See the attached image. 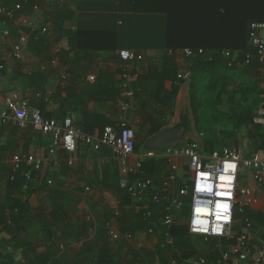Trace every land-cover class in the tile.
<instances>
[{"label":"trees","instance_id":"trees-1","mask_svg":"<svg viewBox=\"0 0 264 264\" xmlns=\"http://www.w3.org/2000/svg\"><path fill=\"white\" fill-rule=\"evenodd\" d=\"M135 1L136 7L138 4L147 8L146 14L162 19V29L158 36L160 39H165V51L159 65L150 63L144 65L146 62H143V57L134 61L136 64L139 63L143 70L142 74L138 75L132 83L139 110L142 113L147 110L150 114L153 110V112H157L155 108L158 107L162 121L159 124L156 120L152 121V129L147 135L142 132L145 124L140 126L136 133V152L141 150L150 137L169 126L173 119L177 99L186 83L189 85L192 118L189 119L182 115L178 128L189 132L190 123H194L197 132L203 133L205 136L206 153L232 144L238 146L239 140L232 142L228 132H238L242 128L247 129L251 145L256 152L264 151V126L255 122V118L259 116L258 111L264 102L262 76L251 66L257 65L259 68L257 63L253 61L246 65L247 56L255 55L249 42V35L254 23L264 22V0ZM35 2L36 0H0V5L21 4L24 8H30L37 4ZM43 8L47 15L44 16L42 26L51 27L50 37L52 36L53 39H49V36L46 35V37H40L42 27L36 29L30 47L35 51H40L48 44H58L61 40L59 36H64L65 23L73 17L70 11L56 3L43 4ZM0 20L3 19L0 18ZM81 34H79V39H74L77 45L72 48L74 55H69L66 60L62 56L58 69L51 68L48 73L35 71L28 74L27 79L30 84L35 86V92L43 93L46 92L43 87L48 79H58L56 98L60 100L58 108L60 114L57 112L49 115L42 110L43 117L65 120L72 111L82 107L79 110H81L83 121L76 126L83 132L94 135L102 133L106 126L110 125V120L103 112L90 111L87 103L89 101L105 102L110 104L112 109L118 108L123 95L121 82L117 81L108 70L101 69L94 85L81 87L80 76H77L76 72L82 71L86 63L92 62L91 57L96 56V53L113 50L107 43L116 38L117 33L112 31L90 32L88 35L94 39H82L83 35ZM37 37L40 38L37 40ZM82 40L85 42L83 43ZM186 49L193 50L195 55L184 59L187 74L190 75L187 80H184L179 78L181 74L177 62V52ZM200 50L203 51V54H199ZM225 52L238 53L237 61L232 62L225 56ZM47 65H52V61L49 60ZM70 68L72 69L70 70ZM250 69L256 74L253 82L249 79ZM127 72L123 71L122 76L128 74ZM63 77L66 79L63 80ZM121 81L125 82L123 79ZM151 82L156 84L155 88L149 87ZM169 82L171 83L170 90L167 89ZM234 100L237 105L231 106ZM42 108L44 109V106ZM6 131L10 135L18 132L10 125H1L0 132ZM35 132L30 128L19 136L27 142L29 138L37 137ZM9 145L10 142L7 143V146ZM168 166L169 163L166 159H148L143 165L142 174L138 175V178L149 177L153 179L154 185L142 202L134 201L130 194L120 187L117 183L118 175L105 173L104 179L95 182V185L102 191L118 192V208L121 217L117 219L116 211L114 212L107 205L103 208L105 214L101 220L89 221L85 217L78 218L77 222H74L67 214V207L56 201H53L51 210L46 215L42 216L40 220H36L29 204L30 196L40 190H46L52 196L56 191L49 188L50 186L46 182L41 188H35L34 178L25 177L30 169L27 166L15 173L10 167L2 168L0 162V181H3L4 189L3 194L0 193V201L2 199L5 210L10 211V215H0V258L4 259V264H13L12 254H7L8 249L13 248L14 251H24V264H61V261L68 259L69 255L61 253L59 243L63 242V244L73 246L83 242V249L77 255L79 256L77 260H85L88 264H122V250L125 247L127 252L135 258L136 264H145L147 258L152 257L157 258L160 264H173L174 261L177 264H188V261L198 260L201 257H204L208 262L215 261L221 257L220 251L216 249V242L205 241L203 237H197L195 241L190 240L189 207L185 206L179 215L174 211L172 229L169 230L163 224L164 216L167 214V201L164 198L162 185L169 175ZM135 179L132 178L131 182H134ZM182 186L179 181L178 188ZM25 189L27 193H24ZM15 191L23 194L26 200L14 198ZM156 196L160 198V202L155 201ZM149 212L152 216L146 218V214ZM111 218L116 219L123 232V242L119 249H115V246L106 237V225ZM246 218H249L255 227L258 224L264 225L263 214L247 211L244 217L236 218V221L240 223L235 225L234 238L225 243L226 245L236 244L245 235L244 219ZM35 224H40L42 233L41 236L38 232L37 237H31L29 230ZM57 225H60L59 235L53 231ZM149 227L154 229V235L159 240L152 251L144 248L137 249L125 241L126 235H130L134 241L140 232H144ZM94 231L96 236L92 241ZM168 233L170 237H167ZM4 235L12 236L7 241ZM38 243L47 248L45 253H37L36 245ZM196 244L206 245L210 249L209 254L200 256Z\"/></svg>","mask_w":264,"mask_h":264},{"label":"crops","instance_id":"crops-1","mask_svg":"<svg viewBox=\"0 0 264 264\" xmlns=\"http://www.w3.org/2000/svg\"><path fill=\"white\" fill-rule=\"evenodd\" d=\"M138 1L139 0H137V2ZM135 2V0H36L35 3L37 4H34L32 7H23L22 14L31 19L30 22L32 23V27L34 29L38 30V28L41 27L48 28L49 32L46 36H49V39H53L52 36L50 37L51 27H49L48 25L42 26L44 16L47 15L43 8V4L50 5L56 3L62 6L64 9L70 11L73 17L71 20L65 23V33L64 36H59V39L61 40L58 44H48L46 47L41 48L40 51L30 49L23 62H16L12 60L4 62L6 65L5 69L3 71H0V109L5 108V102L9 96L14 93H19L23 97L29 96L32 106H38L40 108L44 106V109L42 108L41 110H43L46 114H56L60 106V100L56 98V91L58 90V79H48V82L43 87V90L46 91L45 93L35 92V86L29 83L27 75L35 71H43L45 73H48L51 68L58 69V66L61 63L60 58L62 56L63 59L66 60L69 55H74V53L72 52V48H74V45H76L74 39H79L80 33H82L81 35H83L82 39H94L88 35L90 32L112 31L117 33V35H115L117 37L114 39L111 38V42L107 43V45L109 44L108 46H111L110 49L113 50H109L108 52L102 51L96 53V56L91 57L93 59L92 62L88 64L86 63L82 71L76 72V75L80 76L81 87H84L86 85L91 86L97 82L98 74L101 69L108 70L109 73L115 76L117 81L121 82L120 86H122L121 91L123 93L121 102L118 108L115 109H112L110 107V104H106L105 102L100 103L96 101H89L88 103H86L90 111L93 112L95 110L103 112L109 117L110 125L108 126L117 125L118 123L126 119L128 121L129 127L132 128L135 133L139 131L140 126L145 124L142 132L145 135L149 134L152 129V121L156 120L158 124L162 122L161 114L159 113L158 107L155 108L157 112H153V110L152 112H150V114L147 110L143 113L140 112V107L137 103L135 93L132 89V83L136 80V77L138 75L142 74L143 70L140 67L141 65L139 63L136 64L135 62H125L124 60H122L119 54L121 51H130L135 53L136 55L140 54L138 55V57H143V62H146L144 63V65H146L147 63L159 65L161 63L162 54L165 51V39H160V37L158 36L162 29V19L155 15L150 16L149 14H146L145 11L147 10V8L145 6H139L138 4L136 7ZM35 7H38L37 11L34 9ZM8 26L13 32V37L5 42L1 41L0 37V57L6 56V53L10 50L13 42L18 38L20 34L19 28L14 22L8 21ZM5 29L6 26L0 20V35ZM39 36L42 37L41 35ZM82 42L84 43L85 41L82 40ZM184 51L185 50L177 52V62L180 67V74H187L186 63L184 61L185 57L180 54ZM225 56L232 62H235L237 61L238 53L225 52ZM49 60L52 61V65L46 66L45 64L46 62L48 64ZM53 62H55V64ZM246 65L249 64H247L246 62ZM44 66L46 67V70L42 69ZM251 66L254 67V71L256 70L260 73L257 65ZM85 67L87 68L85 69ZM125 67L126 69H124ZM71 69L72 68H70V70ZM123 71H128L127 73L131 75L129 76L130 81L127 82L123 78ZM254 71L251 69L249 70V79L251 82L254 81V77L256 75ZM91 76H94L96 78V81L94 83H90L88 81L89 77ZM65 79L66 77H63V80ZM121 79L125 80V82H122ZM125 84H128L129 86L127 90L124 88ZM261 85L263 90L262 80ZM149 87L155 88L156 84H154V82H151L149 83ZM170 88L171 83L169 82L167 83V89L170 90ZM36 93H42L44 97L50 98L51 103H47L45 101L46 98H44L45 100L43 99L41 101H37L35 96ZM126 103L129 106V110L126 114H124L122 111V106ZM187 103H189L191 114L188 83L183 86L180 92L173 111V119L171 120L169 126L165 127L164 130L160 133L150 137L145 145L141 148V150L139 152H136L137 155L145 156V162L143 163V165L148 159H166L168 161L169 175L164 180V183L167 181V179L169 180L172 171L171 161L165 158V152L168 149L175 147L185 148L189 144L198 143L201 146V151L203 153H206L204 146L205 136L203 133L197 132L194 123H190L191 125L189 132H185L182 130L183 141L171 148H167L166 150H158L155 148H151V146L148 145L149 141L155 139L160 134H163L170 129L178 128V125L181 122L182 115L187 116L189 119L192 118V116L184 110V106ZM235 103L236 101L234 100L231 106L237 105ZM262 104L263 106L260 107L258 111L259 116L255 118V122L264 126V102ZM79 108L82 109V107ZM79 108H77V110L75 111H72L71 115L68 117L72 119L75 124H80L83 121V116L81 115V110H79ZM58 114H60V112H58ZM10 126L16 128L18 132L17 134L13 135H10L8 131L3 133L0 132L1 167H10L14 171L12 160L16 155L34 156L36 160L35 163H39L41 169L36 170L34 167L25 165L30 168L28 169L27 173H30L31 177L34 178V187L41 188L44 185V182H46L47 184H49V188L56 191V193L52 196H50L51 194L46 190H40L30 196L29 204L36 220H40L42 216L46 215V213L51 210L53 201L65 205V207H67V214L74 222H77L78 218L85 217H87L89 221L91 220L96 222L98 220H101L105 214V210L103 211V208L107 205L114 212H119L118 192L102 191L101 189H98V186L95 185L98 181H102L104 179L105 173L118 175L117 183L120 185V180L122 178L121 169L109 149L104 148L100 152H96L86 146H80L78 153L74 156L75 164L72 167L68 164L71 156L67 155L61 150L55 156V159L48 156V150L53 144V139H47V137L50 136L44 135L40 132H35V135L37 137L29 138L28 141L25 142L19 136L24 131L18 129L14 125ZM236 133L237 132L233 133V135ZM238 133L243 134V139L241 141L239 140V145L236 146L232 144L225 148H235L245 155L257 153L255 148H253V146L251 145L247 129L242 128L238 131ZM239 138L241 139L240 135ZM9 142L10 145L7 146V143ZM25 150H27L28 152H24ZM175 164L178 166L177 172H174V175L177 178L176 180H174V182L171 183L170 192L177 195L180 190L185 187V185H190L191 176L189 174L188 163L185 159L180 158L175 162ZM142 169L137 175H131L130 180H132V178H136L134 180L135 182L138 180L151 179L149 177H144L142 179L138 178V175L142 174ZM179 181L183 185L181 188H178ZM241 187L256 189L254 195L252 196L253 201L250 205H248L246 213L247 211H253L259 212L264 215V186L258 187L252 179V173L249 172L247 174V178L241 181ZM87 189H89V191H87ZM3 192V181H0V193L3 194ZM24 193H27L26 189L24 190ZM14 198L21 199L23 201L26 200V197L19 191L14 192ZM184 201L186 204L185 206L190 208V197L185 198ZM181 211H177L176 213L179 215ZM0 215H10V211L5 210L2 199L0 201ZM245 215H243V217ZM110 222H113V224L116 226V229L122 235L123 232L121 231V226L116 222V219L111 218ZM239 223V221H236V224ZM59 227L60 225H57V227H54L53 229V231L57 235H59ZM148 229L144 232H140L138 234V237H136V240L133 241L132 239L125 238V241H127L130 245L137 247V249L144 248L145 250L152 251L158 244L159 240L154 234H149ZM41 230L42 228L40 227V224H35L30 228L29 234L32 235L31 237H37L36 234L39 232V236H41ZM245 234V236L251 242L252 247H259L264 249V225L258 224L256 227L253 225L252 229L245 230ZM11 236L12 235H4L7 241L11 239ZM95 236L96 234L94 231L92 235V241H94ZM106 237L111 241L113 246H115V249H119L121 242H123L122 238L120 242L114 243L110 239L108 232ZM191 237L199 236L191 235ZM212 240L216 242V245L219 242L218 239H210L208 240V242ZM205 241L207 240L205 239ZM225 243L227 242L224 241L225 246L237 245V243L228 245H226ZM59 244L61 253H66L69 255V258L61 261V264H88V262L82 260L83 258L81 259L82 261L77 260L79 258V256L77 255L83 249V242L76 243L73 246H68L66 244H63V242H60ZM36 250L37 253L41 254L45 253L47 251V248L45 246H41L40 243H38L36 245ZM7 254H12V260L14 262L13 264H24L25 259L23 250L14 251L13 248H9ZM208 254L209 253H207V255ZM122 257V264H136V260H134L135 258L132 257L129 252H127L126 247L122 250ZM152 258L155 259V262L152 264H160L158 261H156L158 260L157 258ZM219 259L220 258L218 257L215 261H213V263H216ZM4 262V259L0 258V264H4ZM145 264H151V261L149 263V261L146 260Z\"/></svg>","mask_w":264,"mask_h":264},{"label":"built area","instance_id":"built-area-1","mask_svg":"<svg viewBox=\"0 0 264 264\" xmlns=\"http://www.w3.org/2000/svg\"><path fill=\"white\" fill-rule=\"evenodd\" d=\"M36 11L38 7L34 8ZM23 12V6L0 5V18L6 29L0 35L1 41L5 42L13 37V32L8 26V21L14 22L19 28V36L13 42L10 50L5 57H0V71L5 69V63L8 60L23 62L30 51L33 34L36 29L32 27L30 18ZM48 28H42L39 35L48 34ZM38 38V37H37ZM38 40V39H37ZM249 42L255 51V55L247 56V64L255 62L259 65V71L263 82L264 98V22L254 23L251 26ZM185 58L195 55L193 50L186 49L180 53ZM199 54H203L200 50ZM120 57L128 63H133L139 59L138 55L130 51H121ZM228 55V54H226ZM55 64V62H53ZM46 70L44 66L42 68ZM131 75H124V79L130 81ZM188 74H181L179 78L187 80ZM88 81L94 83L96 78L89 77ZM128 84L124 88L128 89ZM36 100L41 101L46 98L47 103L51 99L44 97L42 93H36ZM129 110L128 104L122 106L124 114ZM14 125L22 131L30 128L36 132L48 135L53 139V144L48 150V156L55 159V156L61 150L71 156L68 164L74 166V156L78 153L80 146H86L96 152L102 149H109L121 169L120 187L128 192L136 202H142L154 185L152 179L138 180L131 182L130 176L140 173L145 156L137 155L135 149L136 133L129 127L128 121L124 119L114 126H108L103 133L89 135L83 132L72 119L65 120L46 119L43 117L42 110L38 106H32L29 96H21L14 93L6 99L5 108L0 109V126ZM165 158L172 163V171L169 180L164 183L162 190L164 198L167 201L166 215L163 224L169 230L174 224V211H181L185 207V198L190 197V217L188 221L190 235L210 239H218L216 249L220 251V259L216 262H208L205 258L198 260L192 259L188 264H264V249L252 247L248 238L243 235L236 246H225L234 238V228L237 216L246 214L248 205L253 201V195L256 189L241 187V181L247 178L249 172L252 173V179L258 187L264 186V152H257L251 155H245L241 151L228 147L212 153H203L198 143H192L185 148H171L165 152ZM185 159L189 166L191 176L190 185H185L180 192L175 195L170 192L171 183L176 180L174 172H177L178 166L175 162L178 159ZM35 157L30 155H16L12 163L14 172H19L25 165L40 170L39 163H35ZM205 164L203 165V163ZM235 167L229 169L228 165ZM25 177L30 178L31 174L26 173ZM89 191V189H87ZM156 202L160 198L156 196ZM121 213L116 211L115 217L119 218ZM152 214H146V218H151ZM200 221V223H197ZM246 229H252L253 223L249 218L244 219ZM219 228L221 231L217 232ZM110 239L114 243L122 240L123 236L116 229L113 222L106 225ZM148 233L153 235L154 229L150 227ZM169 236V233L167 234ZM131 239L130 235L125 237ZM173 264H177L176 261Z\"/></svg>","mask_w":264,"mask_h":264},{"label":"water","instance_id":"water-1","mask_svg":"<svg viewBox=\"0 0 264 264\" xmlns=\"http://www.w3.org/2000/svg\"><path fill=\"white\" fill-rule=\"evenodd\" d=\"M183 131L181 128H174L166 131L163 134H160L155 139L149 141L148 145L151 148H155L158 150H166L167 148H171L176 144H179L183 141L182 139ZM205 162L203 163V165Z\"/></svg>","mask_w":264,"mask_h":264},{"label":"rangeland","instance_id":"rangeland-1","mask_svg":"<svg viewBox=\"0 0 264 264\" xmlns=\"http://www.w3.org/2000/svg\"><path fill=\"white\" fill-rule=\"evenodd\" d=\"M45 65L48 66L47 63H46ZM184 110H185L187 113H189V115H190L189 103L185 104V106H184ZM233 133H235V132H232V131H229V132H228L229 136L231 137V138H230L231 141H235V140H240V141H241V140L243 139V134H240V133L237 132L236 134L233 135ZM239 135L241 136V139L239 138ZM233 136H234V138H233ZM49 138L52 139L51 137H47V139H49ZM240 143H241V142H240ZM196 239H197V237H191V238H190V240H192V241H195ZM196 247H197L198 250L200 251V256H204V255H206L207 253L210 252V249L207 248L206 245L196 244ZM148 261H149V263H150V261H151V264H152V263L155 262V259H154V258H151V259H148ZM156 261H158V260H156Z\"/></svg>","mask_w":264,"mask_h":264},{"label":"clouds","instance_id":"clouds-1","mask_svg":"<svg viewBox=\"0 0 264 264\" xmlns=\"http://www.w3.org/2000/svg\"><path fill=\"white\" fill-rule=\"evenodd\" d=\"M228 167H229V169H233L232 164H229ZM197 223H200V221H197ZM216 231L219 232V231H221V229L217 228Z\"/></svg>","mask_w":264,"mask_h":264},{"label":"snow or ice","instance_id":"snow-or-ice-1","mask_svg":"<svg viewBox=\"0 0 264 264\" xmlns=\"http://www.w3.org/2000/svg\"><path fill=\"white\" fill-rule=\"evenodd\" d=\"M235 166L233 165V168H234Z\"/></svg>","mask_w":264,"mask_h":264}]
</instances>
